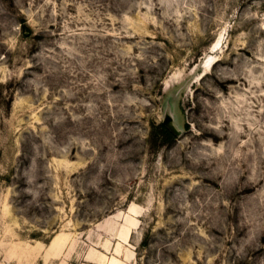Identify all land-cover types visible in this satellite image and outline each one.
Returning a JSON list of instances; mask_svg holds the SVG:
<instances>
[{"label": "rangeland", "instance_id": "obj_1", "mask_svg": "<svg viewBox=\"0 0 264 264\" xmlns=\"http://www.w3.org/2000/svg\"><path fill=\"white\" fill-rule=\"evenodd\" d=\"M0 264H264V0H0Z\"/></svg>", "mask_w": 264, "mask_h": 264}, {"label": "trees", "instance_id": "obj_2", "mask_svg": "<svg viewBox=\"0 0 264 264\" xmlns=\"http://www.w3.org/2000/svg\"><path fill=\"white\" fill-rule=\"evenodd\" d=\"M162 128H163L164 133L167 134V137H170L171 133L169 131H167L164 126H162Z\"/></svg>", "mask_w": 264, "mask_h": 264}]
</instances>
